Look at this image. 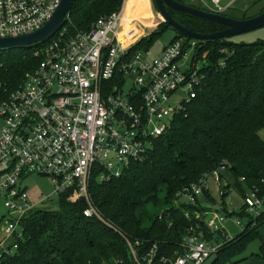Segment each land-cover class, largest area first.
<instances>
[{"label": "built area", "instance_id": "built-area-1", "mask_svg": "<svg viewBox=\"0 0 264 264\" xmlns=\"http://www.w3.org/2000/svg\"><path fill=\"white\" fill-rule=\"evenodd\" d=\"M60 0H0V37L36 30L51 16ZM129 0L120 8L99 16L88 31L54 33L47 44L34 50L40 62L25 74L22 83L0 102V197L6 214L0 217V264L16 253L24 238L23 221L37 205L53 194L70 191L69 200L87 202L83 215L105 222L89 196L90 179L119 176L130 163L141 162L155 139L167 133L174 114L188 104L201 84L203 59L196 60L199 40L180 35L163 46L157 57L145 49L134 50L136 29L122 24ZM203 10L225 14L236 0H188ZM160 18V17H159ZM161 19V18H160ZM132 23V22H130ZM223 61L218 66L222 67ZM178 92L184 96L174 100ZM224 169L203 174L175 194L194 206V221L181 238L182 251L169 258L156 256L158 247L137 256L127 240L130 264H201L231 238L223 224L228 215L222 203L201 207L197 200L209 191L210 181L222 196ZM31 174L48 176L51 193L30 199L19 183ZM230 183V182H229ZM228 189H233L232 184ZM183 202L177 201L175 207ZM264 208V194L246 188L239 215L253 226ZM190 219L191 214L184 212ZM251 220V221H250ZM250 221V223H249ZM215 233L221 234L220 242Z\"/></svg>", "mask_w": 264, "mask_h": 264}, {"label": "trees", "instance_id": "trees-1", "mask_svg": "<svg viewBox=\"0 0 264 264\" xmlns=\"http://www.w3.org/2000/svg\"><path fill=\"white\" fill-rule=\"evenodd\" d=\"M176 1L203 9L185 0ZM72 5L57 30L66 27L67 35L88 31L99 16L121 6L120 0H74ZM262 12L264 3L253 15ZM224 15L253 17L246 12L239 17ZM170 16L201 34L224 28L222 23L174 10ZM167 29L175 31L172 40L183 35L162 21L133 49L147 50L156 34ZM53 35L31 46L0 49V102L40 62L33 52L50 42ZM198 44L195 59L204 60L200 87L195 97L174 114L167 133L154 140L141 162L130 163L119 176L99 181L96 171L93 173L89 196L105 222L84 216L86 200H69L70 191L63 192L56 198V208H35L26 216L24 238L19 239L16 253L4 257L1 264H130L127 240L138 241L133 247L139 257L155 244L157 257L164 254L173 258L182 251L181 238L194 221V206L171 205L144 224L137 213L147 203L159 202L161 186L165 189L164 201L172 203L179 190L197 182L203 174L224 169L240 195L246 188H257L264 194V40L234 43L221 38ZM222 61V67L218 66ZM230 187L228 182L222 204ZM208 193L205 191L204 196L214 201ZM185 211L191 214L190 219ZM252 221V227L248 224L217 252L229 250L230 258L242 252L247 241L258 239L261 245L256 257L264 259V208Z\"/></svg>", "mask_w": 264, "mask_h": 264}, {"label": "rangeland", "instance_id": "rangeland-1", "mask_svg": "<svg viewBox=\"0 0 264 264\" xmlns=\"http://www.w3.org/2000/svg\"><path fill=\"white\" fill-rule=\"evenodd\" d=\"M258 0H236L235 5L232 9H229L225 12V14H229L234 17H239L242 12H246L248 15H253V13L257 12L261 5L264 3V1L256 3ZM148 2L151 5L152 14L155 19V25L147 27L145 29V32L147 36H149L150 33L155 32L157 29L158 23L162 22L163 20L159 18V12L156 10L155 3H153V0H148ZM185 2H189L188 0ZM132 5L137 4L139 5H145L148 6L147 0H131ZM192 3V2H191ZM193 4L199 5V3L195 2ZM132 5L129 7L131 9ZM200 6V5H199ZM128 9V10H129ZM139 9V8H138ZM143 17H151V14L149 12L145 13ZM141 18L145 23L147 20L145 18ZM125 19L129 20L125 25L127 29L129 28L128 24L130 23V17H126ZM151 22V21H150ZM139 34V32H136ZM138 36V35H137ZM175 36V31L172 29H167L163 31L160 34H156L155 38L151 42V44L148 45L147 51L149 52V57H157L161 53V49L163 46L167 45L170 40ZM229 41L234 43H252L253 41H259L264 40V26L258 27L256 29H253L252 31L242 32L238 33L235 36H231L227 38ZM176 97H174V100H177V98H181V96H184V93L178 92ZM262 137L264 138V129L261 131ZM222 183L230 182L233 186L232 180L229 178L228 173H224L221 177ZM20 185L26 187L30 199L36 200L39 199L41 196H46L47 194L51 193L52 191V184L50 182V179L48 176H40L37 174H31L30 176L24 178L20 183ZM164 186H161L160 190L157 193V197L159 198V202L155 205L151 203H147L145 207L143 208V211L140 213H137L139 218L143 220V223L148 224L149 218L155 217V215L160 214L161 210L167 207H170L171 205L175 206L177 201H182L186 206H191V202L187 200L185 197L179 198L177 201H173L172 203H166L164 201ZM210 195L213 197L215 204H220L222 202L223 197L217 192V190L214 188V184L210 181V188H209ZM50 201L47 200L43 204L37 205L38 208H56L57 207V200L55 195H50ZM225 203L223 205V210L231 212L232 209L237 213L236 215H228L226 218V221L223 224V228L225 229V238H234L236 237L241 231L242 228L237 226L234 223V218L239 220L241 225H245L246 222L249 220V217L247 215H239V208L242 205L243 202V195H240L234 188L229 191V193L224 198ZM214 202L212 203L214 205ZM210 200H205L204 198H199V205L203 207H209L212 205ZM6 214V208L3 205L2 198L0 197V217L2 215ZM146 215V216H145ZM215 235L220 239V242L224 241L225 238L221 236L219 233H215ZM1 236V234H0ZM260 240L253 239L250 241H247L246 244L243 247L242 252L230 256V258H227L229 250L225 252H213L211 255L204 260L201 264H264L263 258L256 257V254H259V248H260Z\"/></svg>", "mask_w": 264, "mask_h": 264}, {"label": "water", "instance_id": "water-1", "mask_svg": "<svg viewBox=\"0 0 264 264\" xmlns=\"http://www.w3.org/2000/svg\"><path fill=\"white\" fill-rule=\"evenodd\" d=\"M74 0H60L58 7L54 10L51 16L36 30L27 32L23 35L0 37V49H9L10 47H27L47 39L53 35L61 26L63 19L68 15L72 8ZM156 9L159 12V17L167 22L171 28H175L179 33L195 38L199 41L219 40L235 36L238 33L252 31L258 27L264 26V12L253 15L246 19H235L224 14H216L207 10L194 7L190 4L177 2L176 0H153ZM174 10L186 16L192 15L202 19L212 20L222 23L224 28L221 31L198 33L186 29L179 24L174 18H171L170 11Z\"/></svg>", "mask_w": 264, "mask_h": 264}, {"label": "crops", "instance_id": "crops-1", "mask_svg": "<svg viewBox=\"0 0 264 264\" xmlns=\"http://www.w3.org/2000/svg\"><path fill=\"white\" fill-rule=\"evenodd\" d=\"M136 2L137 1H139V0H135ZM147 3H148V6H145V5H137V4H134V5H132V3H131V0H129L128 1V5H127V7H126V10H125V13H124V23L122 24V26H121V28H122V31H123V35H124V33H125V31H126V29H127V27H126V23L129 21V20H127V19H125L126 17H130V22H132V23H129L128 24V26L131 24V26H134L135 27V29H136V32L138 31L139 32V34H137L136 36V39H137V41H139L142 37H144V36H147V34H146V32H145V29L147 28V27H150V26H153V25H155V19H154V17H153V14L151 13L152 12V9H151V5H150V3L148 2V0H147ZM132 5V7H131V9H129V7ZM139 8V9H138ZM129 9V10H128ZM147 12H149L150 14H151V17H149V18H147V17H143V15L145 14V13H147ZM140 17L142 18H145V20H147V22H149V23H145V21H143L142 19H140ZM151 21V22H150ZM210 188V187H209ZM215 188V187H214ZM209 192V191H208ZM229 193V192H228ZM208 194H210V192L208 193ZM211 196V195H210ZM201 198H204L205 200H207V198L206 197H201ZM225 201V200H224ZM211 202V204L214 202V201H210ZM222 203V202H221ZM214 204H215V202H214ZM201 207H203V206H201Z\"/></svg>", "mask_w": 264, "mask_h": 264}]
</instances>
